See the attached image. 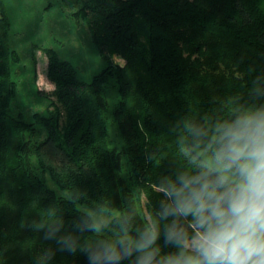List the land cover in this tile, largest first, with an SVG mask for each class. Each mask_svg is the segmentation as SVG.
<instances>
[{"label": "trees", "instance_id": "trees-1", "mask_svg": "<svg viewBox=\"0 0 264 264\" xmlns=\"http://www.w3.org/2000/svg\"><path fill=\"white\" fill-rule=\"evenodd\" d=\"M69 4L103 65L86 80L74 60L45 48L52 97L35 84L34 61L20 74L12 18L0 0V264H36L47 248L55 252L48 264H89L85 253L44 240L33 222L55 220L52 209L73 231L80 210L102 207L144 223L162 199L159 178L180 164L175 125L222 109L233 97L247 102L253 81L264 76L263 0ZM28 72L32 90L49 100L29 120L13 112ZM159 243L165 254L176 251L162 237Z\"/></svg>", "mask_w": 264, "mask_h": 264}, {"label": "clouds", "instance_id": "clouds-1", "mask_svg": "<svg viewBox=\"0 0 264 264\" xmlns=\"http://www.w3.org/2000/svg\"><path fill=\"white\" fill-rule=\"evenodd\" d=\"M248 97L175 125L180 164L159 178L162 199L144 223L93 207L80 210L74 230L66 231L49 209L56 219L34 221L33 229L60 251L85 253L89 264H264V76ZM79 199L69 197L74 205ZM161 237L176 251L163 253ZM54 255L44 249L36 264Z\"/></svg>", "mask_w": 264, "mask_h": 264}, {"label": "rangeland", "instance_id": "rangeland-1", "mask_svg": "<svg viewBox=\"0 0 264 264\" xmlns=\"http://www.w3.org/2000/svg\"><path fill=\"white\" fill-rule=\"evenodd\" d=\"M7 10L12 18L10 43L22 56L20 74L26 72L35 62V84L51 95L54 83L47 77L48 56L45 48L52 47L62 57L74 60L84 79L89 80L103 65L91 42L87 27L75 24L71 16L70 0H6ZM264 2V0H263ZM34 57V58H33ZM120 63L124 60L116 57ZM33 73V72H32ZM31 74L21 78L20 93L13 104V112H23L25 119H31L34 112L48 107L47 97H40L32 90ZM25 84V85H24ZM25 86V90H24ZM110 103L112 101L110 99ZM51 186L55 187L50 181Z\"/></svg>", "mask_w": 264, "mask_h": 264}]
</instances>
